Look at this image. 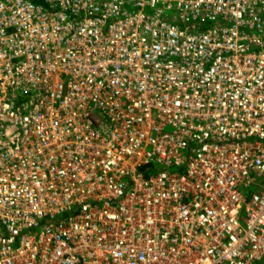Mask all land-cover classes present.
<instances>
[{
  "label": "built area",
  "instance_id": "1",
  "mask_svg": "<svg viewBox=\"0 0 264 264\" xmlns=\"http://www.w3.org/2000/svg\"><path fill=\"white\" fill-rule=\"evenodd\" d=\"M0 264H264V0H0Z\"/></svg>",
  "mask_w": 264,
  "mask_h": 264
}]
</instances>
